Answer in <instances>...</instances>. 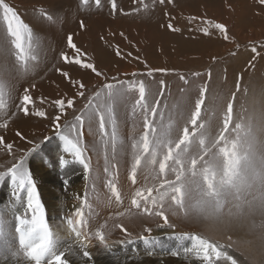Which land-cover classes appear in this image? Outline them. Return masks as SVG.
<instances>
[{"label":"snow or ice","instance_id":"obj_1","mask_svg":"<svg viewBox=\"0 0 264 264\" xmlns=\"http://www.w3.org/2000/svg\"><path fill=\"white\" fill-rule=\"evenodd\" d=\"M81 2L87 4L88 0H81ZM109 2L112 12L118 11L116 0H109ZM159 2L163 4L165 0H159ZM167 2L170 3L171 0ZM94 3L100 6L101 0H94ZM139 3L145 9L149 7L144 0H139ZM258 3L264 6V0H258ZM0 11H2V21L6 26L7 37L11 38L12 48L15 49L13 53L15 60L22 66L16 68L14 74L35 71L39 65L30 61L37 60L35 52L39 48V42L34 39L32 28L5 0H0ZM46 18L55 22L51 15H47ZM205 23L219 30L225 40L228 39L224 24H213L211 21H205ZM167 26L170 30H177L171 23ZM80 27L82 29L85 27L83 21L80 22ZM205 34H207L206 30ZM67 45L77 55L70 58L61 52V60L66 64L74 63L84 70H91L97 77L103 75L94 63L84 59L86 54H82L73 43L71 34L67 37ZM251 51L256 53V47H253ZM116 54L121 55L120 52ZM57 71L61 70L57 68ZM168 71L165 68H149L145 75L152 78L157 72L166 74ZM62 75L68 78L76 88V95L85 98L87 86L82 80H72L68 72H62ZM132 75L135 77L138 74ZM193 75L201 78L199 73ZM12 77L13 70L10 67L0 66V109L6 107L5 90L7 87L10 93ZM208 77L209 80L196 85L198 95L187 117L180 105L188 101V87L180 88L181 96L169 106L167 98L163 104L160 99L166 97V89H168V84L163 78L158 80L156 88L158 95L153 92V84L156 81L153 83H148L144 79L138 82L116 81L103 84L100 89L88 96L80 114L75 116L74 122L63 126L66 131H58L64 141L63 152L72 157V163L83 167L86 180L90 178L92 171L91 159L86 154L89 151L96 153L98 150L104 153V173L110 177L106 187L111 193L104 203L106 208H111L113 203L117 207L123 205L124 197L115 180L111 178V170L119 168L120 160L124 156L130 155L128 178L133 186L138 183V173H145V184L142 187H135L130 205L122 212L117 211L114 215H109L108 220L113 221L112 227L127 233V228L117 221L145 216L159 218L163 220V224L157 226L169 228L175 227L169 217L196 223L218 221L225 215V208H228V216L238 220L246 219V208L250 211L258 209L264 215V92L260 94L259 99L253 100L250 108L244 109L242 105L243 111L237 120L234 111L237 93H231L223 108L218 111V105L223 97L220 94L208 95L210 72ZM179 79L185 86L191 83L184 75H181ZM236 88L238 92L239 78ZM131 92L138 93V98L131 105L133 134L126 142L120 138L116 106ZM245 94H247L246 89ZM154 95H156L155 102L152 99ZM167 95H171L170 91ZM19 101L17 107L25 116H28L30 114L28 105L32 101L29 89H24V94ZM54 103L63 111L65 103L68 108H73L75 100L57 99ZM32 114L41 117L46 115L43 111ZM15 115L16 113H11V116ZM138 115L142 116V131L137 134V128L140 125V121L136 119ZM5 116L11 119L7 113ZM55 119L56 128L61 130L60 116ZM214 122L218 127L215 135L212 132ZM97 125L99 133L97 141L85 144V129L90 135L97 136ZM6 126L7 121L0 124V127ZM3 144L4 140L0 137V145ZM6 147L11 153L13 145L7 144ZM25 159L26 156H22L8 167L6 172H0V181L10 177L16 189L13 192L15 203L0 208V248L3 249L5 259L11 256L15 264H73L68 257L82 256L87 264L92 260L88 248L93 239L98 240L106 250L111 251L107 243V235L111 234V228L107 227L108 220L100 224L94 233L92 232L91 223L99 216V213L86 196L80 198V207H77L73 213L75 219L73 216L63 218L62 224L67 225L66 234H59V227L54 231L49 226L31 175L25 167ZM68 163L69 160L64 155L59 157L61 168ZM254 188L255 195L251 200L247 199ZM25 189L27 191L26 210L31 212V218L27 214L21 215L18 206L20 191ZM85 205L88 207L87 213L83 210ZM106 228L107 233L104 231ZM251 230L259 231V238L264 245V222L253 223ZM145 231L151 230L145 228ZM185 237L193 242L192 250L196 252L202 264H219V262L240 264L229 252L231 244L213 242L197 234L185 233Z\"/></svg>","mask_w":264,"mask_h":264},{"label":"rangeland","instance_id":"obj_2","mask_svg":"<svg viewBox=\"0 0 264 264\" xmlns=\"http://www.w3.org/2000/svg\"><path fill=\"white\" fill-rule=\"evenodd\" d=\"M230 1L171 0L169 3L165 0V3L161 4L159 0H144V3L150 6L145 9L139 0L135 2L134 0H116L118 11L114 13L109 0H101L100 6H96L94 0H88L87 4H83L81 0H5L32 28L34 39L39 42V48L35 52L37 60L30 61V63L38 64L39 67L27 74L23 72L18 76L14 74V70L22 66L15 60L13 55L15 49L12 48L11 38L7 37L6 26L2 21V11H0V66L6 65L13 70L10 93L7 87L5 90V105L8 108L6 113L11 116L9 109H12L13 104H10L7 98L12 96L16 103L14 108L15 110L17 108L16 114L20 115L16 120L9 121L15 125L12 134H16V137L6 138L2 145L3 150L9 152L5 145L12 144L14 146L11 150L14 154L13 158L20 159L26 156L24 163L30 161V165L38 161L35 154L50 158L48 162H53L56 154L63 153L69 163L64 168L57 167L56 175H59L58 178H61L63 183L55 184L53 190L61 192L62 195L69 194L72 192L71 189H74L76 181L73 183H65V181L69 177L73 178V174L81 173L83 167L72 163V157L63 152L64 141L58 131H66L63 126L74 122L75 116L80 114L88 96L100 89L103 84L116 81L138 82L140 79L148 83L156 81L153 84V92L156 93L158 80L163 78L168 84V89H166V97L160 99L163 104L167 98L169 106L181 96L179 89L188 87V101L180 105L187 117L198 95L196 85L209 80L208 73L210 72L208 95L220 94L223 97L218 105L219 111L230 98L231 93L236 92L234 111L235 119L238 120L243 111L242 105L244 109L250 108L253 100L259 99L260 94L264 92V6L260 5L258 0ZM240 2L245 3L244 6L242 5L243 8L238 9L237 5ZM120 9L123 11H119ZM47 15H51L55 22L47 20ZM81 21L85 24L83 29L80 27ZM205 21L224 24L227 28L228 39L225 40L219 30L209 27ZM169 23L177 30H170L167 26ZM69 34L72 35L73 43L81 50V53L86 54L84 59L94 63L103 75L97 77L91 70H84L74 63L66 64L60 59L61 52L70 58L77 55L74 50L68 48ZM253 47H256V53L251 51ZM117 52L121 55L118 56ZM57 68L61 71L58 72ZM149 68H165L169 71L166 74L157 72L154 77L149 78L145 75ZM62 72H68L72 80H82L87 86L85 98L76 95V88L68 78L62 75ZM133 73L138 75L134 77ZM194 73H199L201 78L194 76ZM181 75H184L191 83L185 86L179 79ZM238 78L240 90L237 92ZM26 88L29 89V95L32 97L29 104L31 107L28 105L31 112L28 117L17 107L20 102L19 98ZM245 89L247 94H245ZM168 91L171 93L170 96L167 95ZM156 95L152 97L153 102H155ZM136 98H138V93L131 92L116 106L120 138L126 142L133 134V119L130 113L131 105ZM57 99L65 101L74 99V107L68 108L65 103L62 111L54 103ZM11 109L10 111L13 110ZM36 111H43L46 115L41 117L32 114ZM57 116H60L61 130L56 128L55 118ZM3 119L8 121L5 115ZM136 119L140 121L137 128L138 134L142 131V116L138 115ZM182 123L181 121V126ZM217 131L218 127L214 122L213 135ZM98 135V125L97 136L90 135L85 129V144L96 142ZM173 135L175 136L176 133L174 132ZM130 151L129 147V153ZM88 153L86 154L88 157L96 155L98 159L101 158V161H104V153L101 150ZM59 157H56L58 164ZM123 159H128L129 162L130 155L124 156ZM8 167L10 166L4 167L3 172H6ZM27 170L32 179H37L35 167ZM35 183H38L37 188H41L38 180ZM129 184L132 190L129 196H132L137 186H133L131 181ZM255 191V188L252 189L247 199L251 200ZM24 194H27L26 189ZM228 207H231V203ZM227 212L228 208H225V215L218 221L199 223L173 217L176 229L164 239L166 247L179 253L180 264H195L196 252L192 250L193 242L185 237V233L203 234L202 236L210 241L224 245L231 244L229 252L232 251L230 254L233 256H235L234 253L239 254L235 258L240 264H264V245L259 238V231L251 230L253 223L264 222V215L258 209L250 211L246 208V219L238 220L228 216ZM154 222L157 224L158 221ZM135 233L140 234L142 230ZM139 237V239L143 238ZM158 242L150 247L155 246L160 250L163 247L161 245L163 241H160V244ZM169 252L174 253L172 250ZM163 263L170 264L171 262L165 260ZM219 264H226V262H219Z\"/></svg>","mask_w":264,"mask_h":264},{"label":"bare ground","instance_id":"obj_3","mask_svg":"<svg viewBox=\"0 0 264 264\" xmlns=\"http://www.w3.org/2000/svg\"><path fill=\"white\" fill-rule=\"evenodd\" d=\"M228 1H230V0H228ZM244 3L245 2H240L239 5H237V7L239 6L238 9H241V7L243 8ZM233 5L236 6V4H233ZM138 18H140V17H138ZM233 19H235V18H233ZM236 21H237V19H236ZM249 35H250V33H249ZM7 101H9L10 104H13L12 109L15 110L14 108H15L16 103L13 101L12 96L8 97ZM10 109H9V112L16 113L17 108L15 111H13L12 109H11L12 111H10ZM7 111H8V108H6V107L4 109H0V124L5 123L3 118H4V115ZM11 113H9V114H11ZM30 114H31V112H30ZM17 116H20V115L16 114L15 116L11 117V120H9V119H8V121L6 120L7 121L6 127H0V137H2L3 140H5L6 138L11 139L13 136L16 135V134L15 135L12 134V132L14 131L15 125L13 123H10L9 121L16 120V118H18ZM5 118H6V116H5ZM26 120H28V119H26ZM27 131H26V133H27ZM3 149L4 148H2V145H0V172H3V169L6 166L11 167V165L13 163H15L16 161H18V159H19V158L17 159V157L14 159L13 153L5 152ZM36 153H39V152H36ZM61 155H63V153H58V154H56V157L58 158V156H61ZM35 156H36L35 158H37V160H38V161H36L37 163L30 165V161H28L25 164V167L27 169L34 168V167L36 168V170H34V171L35 172L37 171V173L35 175L37 179H35V178L32 179L33 183L35 185L36 194H39L38 198H39L40 204L43 208V212H44V216H45L46 221L48 222L49 226L54 231H56L59 227V234H61V235L66 234L67 225H66V223L62 224V220H63V218H66L68 216H73L75 209L77 207H80V204H81L80 198H84L86 196L88 201L90 203H92L93 207L99 213V216L91 223V230L93 233L100 226V224H103L105 222V220H108V217L110 214L114 215L117 211L122 212L130 205L131 195L129 196V194H130L131 186L129 184L130 180L128 178L129 170H130L129 166H128V159L125 160L122 158L120 160L119 168L111 170V172H112L111 178H113L115 180L122 196L124 197L123 205L120 207H117L115 205V203H113L111 208H106V207H104V203L106 202L107 197L111 196L109 189L106 187L108 179L110 177L108 174L104 173L105 163H104V161H101V158L98 159V157H96V155H92V157H90L91 168H92L90 178L88 180L85 179L84 171H82L79 174H73V178L69 177V179H67V182L73 183L74 181H76V185L73 187L74 189L73 190L71 189L72 192H70L69 194L62 195L61 192L53 190V188L55 189V187H54L55 184L59 183L61 185L63 183L62 179L58 178L59 175H56L57 170H58L57 167H59L57 158L55 157L53 162H48V161H50V158H45V157H42L38 154H35ZM69 157H70V155H69ZM102 163H103V165H102ZM125 163H127V165ZM55 168H57V169H55ZM60 173H62V172H60ZM144 177H145V173H143V172L138 173V180H137L138 183L136 185L137 187L144 186V184H145V182H144L145 178ZM36 180H38L41 188H37L38 183H35ZM149 183H151V181ZM14 191H16V189L12 185L10 177H5V180L0 181V208L4 207L5 205L11 206L12 204L15 203V199L13 197ZM69 191H70V189H69ZM24 193H25V190H23L22 192L20 191V201H19L18 206H19L20 212L23 211V213H20V214L21 215L27 214L28 217L31 218V212L25 210L26 209L27 194H24ZM128 196H129V198H128ZM24 199H26V201ZM83 210L85 213L88 212L87 205L84 206ZM73 219H75L74 216H73ZM169 219H170V222L173 223L174 218L170 217ZM154 221H158V222H156L157 224H155ZM117 222L122 223L124 225V227L127 228V233L121 232L120 229L112 227L113 221L108 220V226L107 227L111 228V234L107 235V243L110 245L111 251L106 250L105 247L103 245H101L98 240L93 239L92 243L90 244V246L88 248V251L92 255V260L88 261L87 264H165V263H163L165 260L167 262H171L170 264H180V262H179L180 259L178 258L179 253H176V255H173L172 253L169 252V250H172V252H174V253L176 251L174 249H170V248L166 247V245L164 243V239L169 237L170 236L169 234H172V231H174L176 229L175 227L174 228H169L166 226L165 227H158L157 226L158 224H163V220H161L159 218L154 219V218L147 217V216L142 217V218H138V219L137 218L123 219V220H119ZM228 223H230V222H228ZM145 228H148L151 231H145ZM137 230L138 231L142 230V233H140V234L135 233V232H138ZM104 231L107 233V228L104 229ZM139 236H142L143 238L139 239L140 238ZM181 238H183V237H181ZM142 240H144V241H142ZM160 241L161 242L163 241V244H161L163 247H161L160 250L158 249V247H155V246L150 247L155 242H158L160 244ZM158 243H156V244H158ZM230 253H232V251H230ZM234 254H235V256L237 255L236 253H234ZM68 258L73 262V264H85L82 256L80 258H76V257H68ZM172 258H174V259H172ZM194 262H195V264H202V261L200 259L196 258V256L194 258ZM0 264H15V261L12 259L11 256H8V258L5 259V254H4L2 248H0Z\"/></svg>","mask_w":264,"mask_h":264}]
</instances>
